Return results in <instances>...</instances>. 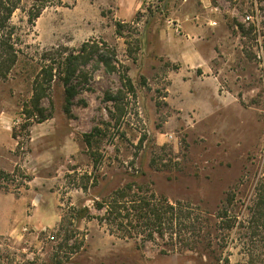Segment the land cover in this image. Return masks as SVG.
Masks as SVG:
<instances>
[{"label": "rangeland", "instance_id": "rangeland-1", "mask_svg": "<svg viewBox=\"0 0 264 264\" xmlns=\"http://www.w3.org/2000/svg\"><path fill=\"white\" fill-rule=\"evenodd\" d=\"M61 2L31 24L20 0L11 19L0 264H264V0ZM90 40L116 50L117 72H96L69 115L56 82L51 118L28 119L39 54ZM154 198L177 209L164 237L135 214L127 234L101 221L111 202Z\"/></svg>", "mask_w": 264, "mask_h": 264}, {"label": "trees", "instance_id": "trees-1", "mask_svg": "<svg viewBox=\"0 0 264 264\" xmlns=\"http://www.w3.org/2000/svg\"><path fill=\"white\" fill-rule=\"evenodd\" d=\"M61 3V0H34L28 12V22L34 24L46 8L60 6ZM19 5L20 0H0V79L6 78L12 67L19 62V56L14 50L12 41H21V39L17 35V28L11 24L12 16L19 9ZM39 61L35 67H31L28 74L33 80V93L30 101L24 105L23 112L28 119L36 118L40 123L52 116L42 102L47 100L52 105L50 95L56 82L62 84L64 88V110L69 115L74 99L82 92L90 90L89 85L96 72L104 69L113 74L117 72L116 64H118L116 50L104 42L94 40L83 43L79 49H70L61 45L51 47L39 54ZM124 80L125 87L131 91L133 87L130 79L125 76ZM88 143L90 144L89 138ZM109 206L108 217L102 218L101 221L105 220L111 225H118L121 230H124V234L129 232L132 223L129 221L125 223L126 221L122 219L128 220L134 214L138 221L135 227L144 230L155 228L162 237L175 225L178 217L176 207L162 199H140L130 203H120L117 200L111 202ZM98 208L102 209L103 205L99 204ZM122 210L125 215H122ZM85 213L86 210L80 211V218L88 214L85 215Z\"/></svg>", "mask_w": 264, "mask_h": 264}, {"label": "built area", "instance_id": "built-area-1", "mask_svg": "<svg viewBox=\"0 0 264 264\" xmlns=\"http://www.w3.org/2000/svg\"><path fill=\"white\" fill-rule=\"evenodd\" d=\"M250 19H251V17H248V18H247V20H250ZM215 24H216V23H213L212 25H215Z\"/></svg>", "mask_w": 264, "mask_h": 264}]
</instances>
